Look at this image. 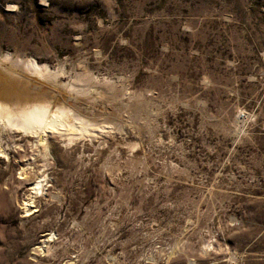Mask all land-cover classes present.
Returning <instances> with one entry per match:
<instances>
[{
	"label": "rangeland",
	"instance_id": "obj_1",
	"mask_svg": "<svg viewBox=\"0 0 264 264\" xmlns=\"http://www.w3.org/2000/svg\"><path fill=\"white\" fill-rule=\"evenodd\" d=\"M0 63V264H264V0H0Z\"/></svg>",
	"mask_w": 264,
	"mask_h": 264
},
{
	"label": "bare ground",
	"instance_id": "obj_2",
	"mask_svg": "<svg viewBox=\"0 0 264 264\" xmlns=\"http://www.w3.org/2000/svg\"><path fill=\"white\" fill-rule=\"evenodd\" d=\"M1 64V63H0ZM37 66V65H36ZM2 68V67H1ZM40 74V73H38ZM39 76V75H38ZM43 77V76H42ZM13 82L16 81L14 78L11 79ZM45 81V80H44ZM12 83V82H11ZM14 84V83H12ZM16 84V83H15ZM14 87V85H13ZM9 88H10V85H9ZM17 88V87H16ZM16 88H10L9 90L6 89V93L10 92V94H16ZM15 89V90H14ZM5 93V94H6ZM7 98H12V97H9L7 95H4L1 99H5L7 101ZM50 108V107H47V109ZM45 107L43 108H40V107H32V108H28L26 111L22 112L21 111V115L18 113L17 116L20 115L19 118H21V116L23 117L22 118V124L26 129H29V130H33L35 134H37L38 132H35V130H38L39 129V132H40V129L42 128H48L49 126L53 127L55 126L56 124H62L63 121H61V118L59 115H53L51 117V119L48 120L49 116L47 115L46 116V113H48V111L46 112V110H44ZM50 110V109H49ZM60 110V109H59ZM5 112L7 113L8 115V118L10 116V114H12V111L10 110L9 106L8 105H3L0 103V112ZM55 111V110H54ZM18 112V111H17ZM60 112L61 114V111H58ZM50 113V112H49ZM56 114V111L54 112ZM14 114V113H13ZM12 114V115H13ZM16 110H15V115H16ZM52 115V114H51ZM12 117V116H10ZM48 117V118H47ZM19 118H15L17 121L21 120ZM12 119V118H11ZM19 119V120H18ZM66 119V118H65ZM10 120V119H9ZM16 121V122H17ZM9 122V121H8ZM12 122V121H11ZM15 122V121H14ZM15 122V123H16ZM17 124V123H16ZM56 127V126H55ZM43 131V130H42ZM41 134L39 133L38 134V137L40 136ZM37 137V138H38ZM39 140V139H38ZM43 140V139H42ZM39 185V183H37Z\"/></svg>",
	"mask_w": 264,
	"mask_h": 264
},
{
	"label": "water",
	"instance_id": "obj_3",
	"mask_svg": "<svg viewBox=\"0 0 264 264\" xmlns=\"http://www.w3.org/2000/svg\"><path fill=\"white\" fill-rule=\"evenodd\" d=\"M4 78V75H3V72H2V69H1V65H0V86L3 84L2 83V79ZM3 96L0 97V99L2 98Z\"/></svg>",
	"mask_w": 264,
	"mask_h": 264
}]
</instances>
